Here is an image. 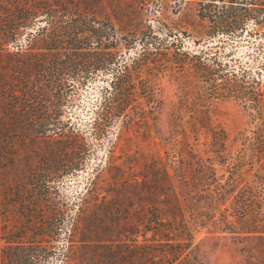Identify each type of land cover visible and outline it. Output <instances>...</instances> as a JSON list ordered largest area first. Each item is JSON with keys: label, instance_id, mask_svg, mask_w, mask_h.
Masks as SVG:
<instances>
[{"label": "trees", "instance_id": "1", "mask_svg": "<svg viewBox=\"0 0 264 264\" xmlns=\"http://www.w3.org/2000/svg\"><path fill=\"white\" fill-rule=\"evenodd\" d=\"M125 1L0 0V264L39 263L65 218L52 264H172L186 251L193 231L173 176L151 169L158 149L133 147L138 129L152 138L165 76L184 88L180 127L208 120L218 100L247 111L236 155L264 178V0H197L195 48L142 23L151 0ZM77 174L66 197L62 181ZM229 186L233 215L264 233V183L239 192L235 173Z\"/></svg>", "mask_w": 264, "mask_h": 264}, {"label": "rangeland", "instance_id": "2", "mask_svg": "<svg viewBox=\"0 0 264 264\" xmlns=\"http://www.w3.org/2000/svg\"><path fill=\"white\" fill-rule=\"evenodd\" d=\"M130 1L126 0L120 7L129 10ZM196 1L151 0L142 10V23L148 24L156 35L168 32H172L169 35H179L184 44L195 48L191 38L198 36L194 22ZM131 22L139 20L131 18ZM244 36L245 32L240 38ZM216 40L214 37L208 43ZM230 46L226 43L222 48L226 50ZM232 49L233 58L241 62L246 59L249 47L244 42ZM183 89L180 82L168 76L161 79L158 86L161 105L156 115L157 123L151 127L152 138L149 139L142 129H138V138L133 146L147 158L159 150L161 157L152 162L151 169L160 171L158 163L167 167L183 197L184 219L193 231V240L172 264H248L253 257L264 258V238L261 239L264 233L252 232L250 223L233 215L224 201L226 192L232 189L229 184L235 173L240 184L239 192L245 193L254 186L261 188L264 183V178L256 174L257 171L249 164H241V158L236 155L240 147L239 134L250 127L249 115L234 100H218L211 103L208 120L201 119V123L180 127L179 121L188 118L187 110L181 104L177 105ZM82 95L85 96L84 93ZM208 126L214 130L222 128L226 139L221 143L213 140ZM104 143L103 140V146ZM82 179L81 174L64 179L60 187L62 193L66 197L73 194L81 187ZM219 186L223 187V194L218 193ZM66 224L65 218L57 237L55 233L51 234L54 247L47 249L45 257L37 264H52L57 250H60L59 244L64 243ZM259 230H264V225Z\"/></svg>", "mask_w": 264, "mask_h": 264}]
</instances>
